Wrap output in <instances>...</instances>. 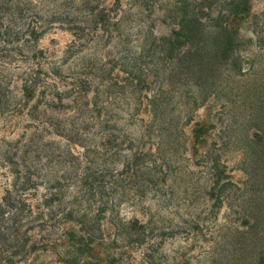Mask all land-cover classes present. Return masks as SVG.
Masks as SVG:
<instances>
[{
  "label": "rangeland",
  "instance_id": "obj_1",
  "mask_svg": "<svg viewBox=\"0 0 264 264\" xmlns=\"http://www.w3.org/2000/svg\"><path fill=\"white\" fill-rule=\"evenodd\" d=\"M30 1L46 23L35 47L19 50L0 40V197L14 179L10 159L19 170L30 167L33 172L37 185L25 191L32 203L56 190L62 204L76 198L81 207H95L99 195L110 199L109 183L121 167L108 160L105 137L140 136L152 151L149 169L143 183L133 180L128 194L118 196L119 213L146 222L157 238L130 247L129 264H257L264 255V0H249L248 18L241 24L252 38L242 52L251 57L244 58L245 75L231 78L228 91L197 107L190 87L176 85L158 119L147 103L163 72L148 50L153 35L170 32L172 3L188 0ZM215 4L218 9L219 0ZM69 27H80V38ZM35 48L42 49L38 57L44 70L49 62L67 58L55 79L74 74L91 79L86 96L74 103L71 97L59 101L57 94L36 92L26 103L20 87L23 70L34 65L29 57ZM90 119H108L116 126L101 128ZM63 122L75 123L85 140L69 141L56 132L54 125ZM195 122L207 128L204 146L196 149ZM207 150L233 181L220 203L209 190ZM143 187V194L134 193ZM42 259L59 264L50 256Z\"/></svg>",
  "mask_w": 264,
  "mask_h": 264
},
{
  "label": "trees",
  "instance_id": "obj_2",
  "mask_svg": "<svg viewBox=\"0 0 264 264\" xmlns=\"http://www.w3.org/2000/svg\"><path fill=\"white\" fill-rule=\"evenodd\" d=\"M215 1H174L169 7L175 12L171 17L173 26L170 32L152 36L148 51L156 54L159 62L157 69L160 71L162 68L163 72L158 89L147 103L154 119L162 118L168 103L167 95L174 92L176 85L181 83L190 87L191 102L197 107L210 96L218 97L220 92L228 91L230 79L244 76L248 70L242 66L244 58L250 60L251 57H244L242 52L248 48L252 38L244 34L241 24L248 18L249 0H219L218 9H214ZM31 4L30 0H0V40L15 43L19 50L24 47L32 50L46 32L45 21L39 19L41 16H37V9ZM76 28L80 27H69L78 39L80 35ZM40 53L42 49L33 50L29 58L34 65H28L23 70L20 89L26 103L36 92L41 96L45 93L57 94L59 101L71 97L74 103L86 96L91 79L80 74L62 76L63 80L55 79L60 74L61 62L65 63L67 58L49 62V70H44V63L38 57ZM149 76L150 71L145 79L149 80ZM59 85L63 87L59 88ZM37 107L38 103L33 108ZM92 123L107 129L116 126L115 121L111 125L108 119ZM194 125L191 130L192 147L196 149V145L204 146L207 128L198 122ZM54 126L56 132L69 141L85 140L82 129L73 122ZM105 138L103 145L108 143L110 148L108 160L121 162V167L115 169L109 183L110 199L99 195L93 208L92 203L81 207L76 198L62 204L56 190L49 191L38 203H32L25 191L37 185L33 172L30 167L19 170L18 164L8 159L13 164L14 179L11 187L0 197V264H47L42 259L44 255L59 264H89L92 259H98V264H129L126 253L130 247L157 238L146 222L137 217L126 219L119 213V197L128 194V184L133 180L144 182L151 148H144L140 136ZM157 138L160 139V136L157 135ZM257 139L259 141L261 137ZM123 144L126 150L121 151ZM85 148L88 153L90 147ZM261 150L264 152V147ZM211 153L207 150L205 156L212 178L209 190L220 203V195L230 191L233 181L226 174L225 165L216 157H211ZM260 157L264 164V155ZM262 172L264 175V168ZM146 189L143 187L139 191L135 188L134 193L143 194ZM245 230L242 233H246ZM257 264H264L263 254L259 255Z\"/></svg>",
  "mask_w": 264,
  "mask_h": 264
}]
</instances>
